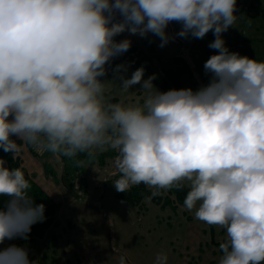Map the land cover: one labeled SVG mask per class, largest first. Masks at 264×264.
<instances>
[{"label":"clouds","instance_id":"obj_1","mask_svg":"<svg viewBox=\"0 0 264 264\" xmlns=\"http://www.w3.org/2000/svg\"><path fill=\"white\" fill-rule=\"evenodd\" d=\"M236 6L237 0H0V150L15 160L31 147L77 167L111 150L117 192L143 184L155 197L187 188L183 210L225 230L218 264H264V61L226 46L222 33L237 23ZM172 23L181 25L174 35L167 31ZM210 31L216 54L204 63L208 82L197 90L160 91L155 75L144 79L143 66L128 78L127 64L102 79L132 46L129 38L115 39L123 33H151L164 47ZM136 85L139 97L128 102ZM30 189L22 168L0 159V197L7 198L0 244L27 240L46 219ZM0 264L35 262L27 248L10 244L0 248ZM153 264H168L167 252Z\"/></svg>","mask_w":264,"mask_h":264},{"label":"rangeland","instance_id":"obj_2","mask_svg":"<svg viewBox=\"0 0 264 264\" xmlns=\"http://www.w3.org/2000/svg\"><path fill=\"white\" fill-rule=\"evenodd\" d=\"M236 14L239 16L237 23L222 33L226 46L231 52L264 61V0H237ZM180 27V24L172 23L167 31L174 35ZM146 39L153 42L154 49L166 66L178 69L180 81L185 88L197 90L208 82L203 65L211 55L216 54V50L208 47L215 39L211 31L203 39L176 37L164 47L159 46L160 39L151 33ZM132 72L129 68L126 76L130 78ZM102 79L111 80L112 75ZM139 89L140 85L131 89L136 93L127 94L128 102H134L139 97ZM29 153L32 155L27 147L22 150L20 157L24 161L18 157V167L21 168L23 164L29 170V166H39L36 162L43 166V161H46L56 168L58 159L53 154L43 152L40 158L32 155L37 159L35 161ZM115 174L114 159L102 168L87 166L86 192L81 190L82 197L77 200L56 184L68 202L80 203L74 209L68 207L64 213L67 216L72 212L87 216L82 205L97 211L110 226L114 249L110 246L109 249L119 257H125L127 264H153L156 254L161 251L167 252L168 264H218L222 255L219 244L226 240L224 229L194 219V213L183 210V207L160 209L146 200L140 210L127 208L114 197L117 191L112 184L115 180L112 177ZM109 179L112 181L107 182ZM72 227H68L70 232Z\"/></svg>","mask_w":264,"mask_h":264},{"label":"trees","instance_id":"obj_3","mask_svg":"<svg viewBox=\"0 0 264 264\" xmlns=\"http://www.w3.org/2000/svg\"><path fill=\"white\" fill-rule=\"evenodd\" d=\"M125 38L131 39L132 46L126 53L110 62L108 65L109 72L106 77L112 75L111 68H114L117 64L130 65L129 68L132 69L133 72L143 66L145 69L144 79L155 75L156 79L153 81V84L160 91L185 88L180 81L178 69L166 66L163 63V59L154 49L152 41L150 42V40L140 38L139 36L129 35L127 32L117 36L115 39L119 41ZM27 148L34 157H41V152H38L31 147ZM115 155L116 153L111 150L100 153L95 158L88 160L84 166L80 167H77L73 160L60 157L57 158L58 165L56 168L51 166L48 162L43 161V169L45 176L49 180L53 181L55 184L61 185L73 199L77 200L76 198L79 199L82 197V194L86 192V167L96 166L102 168L106 166L110 160L115 159ZM0 159L5 161V166L8 168H16L20 163L18 157L14 160L11 153H5L2 150H0ZM77 159H85V157L79 156ZM24 172L26 179H28L31 184L30 195L33 197L35 203H42L45 205L46 219L44 222L36 223L32 226L28 238L38 239L43 237L45 231L49 227L58 226L57 217L61 204L51 198L37 183H35L32 176L28 175L26 171ZM117 178L118 174L116 173L112 177V180ZM112 180L109 179L107 182H111ZM81 190L83 192L82 194L80 193ZM187 191V188L181 191L172 189L167 192L162 191L159 196L151 197V190L145 185L140 184L132 187L127 192H117L114 197L127 208H137L140 210L144 207V202L149 200L160 209H174L183 207V200ZM149 197H151V199H149ZM6 199L7 198L5 197H0V207L4 206Z\"/></svg>","mask_w":264,"mask_h":264},{"label":"crops","instance_id":"obj_4","mask_svg":"<svg viewBox=\"0 0 264 264\" xmlns=\"http://www.w3.org/2000/svg\"><path fill=\"white\" fill-rule=\"evenodd\" d=\"M262 17L264 19V15ZM17 142L20 143V141ZM29 155L33 157L30 153ZM18 157L22 158L20 155ZM22 161H24L23 158ZM36 164L39 166L35 165L32 168L29 166V170L24 168L23 164L21 168L32 176L35 183L51 198L61 204L57 217L58 226L49 227L42 238L6 240L0 244V248H5L10 244L25 247L29 251L30 260L35 264H118L120 257L111 251L114 247L111 242L110 226L101 215L93 208L82 205L87 211V216H81L83 213L73 214L74 212L67 216L64 210L68 207L74 209L80 203L68 202L62 190L58 189L59 186L45 176L42 164L37 162ZM57 165L58 163H55V167ZM69 223L73 225L72 232L68 230Z\"/></svg>","mask_w":264,"mask_h":264}]
</instances>
